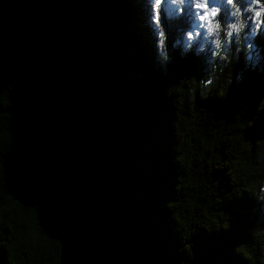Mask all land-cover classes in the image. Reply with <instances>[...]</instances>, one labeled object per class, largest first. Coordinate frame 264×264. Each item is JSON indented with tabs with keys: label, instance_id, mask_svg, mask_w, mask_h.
I'll use <instances>...</instances> for the list:
<instances>
[{
	"label": "trees",
	"instance_id": "16d2710c",
	"mask_svg": "<svg viewBox=\"0 0 264 264\" xmlns=\"http://www.w3.org/2000/svg\"><path fill=\"white\" fill-rule=\"evenodd\" d=\"M216 1L225 52L189 3L0 0V264L59 262L46 140L110 264H264V28Z\"/></svg>",
	"mask_w": 264,
	"mask_h": 264
},
{
	"label": "water",
	"instance_id": "95a60500",
	"mask_svg": "<svg viewBox=\"0 0 264 264\" xmlns=\"http://www.w3.org/2000/svg\"><path fill=\"white\" fill-rule=\"evenodd\" d=\"M41 152L52 178L60 183L62 189L53 198L51 205L53 236L60 246L58 264H110L113 250L94 239L86 230V218L78 202L68 194L64 167L48 140ZM17 176L28 183L33 176V169L28 164H23Z\"/></svg>",
	"mask_w": 264,
	"mask_h": 264
},
{
	"label": "snow or ice",
	"instance_id": "6c2138e0",
	"mask_svg": "<svg viewBox=\"0 0 264 264\" xmlns=\"http://www.w3.org/2000/svg\"><path fill=\"white\" fill-rule=\"evenodd\" d=\"M165 0H153L152 3V23L157 26V28H161V14L160 9L164 4ZM236 0H226L228 6L235 7ZM171 3L174 5H185L186 3L191 4L197 10V18L201 22V26H206L207 31L210 33H215L221 29V9L216 6L212 0H171ZM249 10L252 12L251 23L257 24V28L252 32V35H256L262 28H264V0H251ZM183 11V8L180 9ZM236 15H242V11L240 8L236 9ZM228 28L231 31H228L225 36L229 45H234L235 36L241 30V25L238 23H229ZM198 37L200 35L199 32L195 33ZM194 37L193 32L189 31L187 33V39L192 41ZM158 46H162L167 51V39L168 34L165 31L158 32ZM215 47L217 49L221 48V41L219 39L214 41ZM254 45L250 42L248 44V48L251 49Z\"/></svg>",
	"mask_w": 264,
	"mask_h": 264
},
{
	"label": "rangeland",
	"instance_id": "374dc122",
	"mask_svg": "<svg viewBox=\"0 0 264 264\" xmlns=\"http://www.w3.org/2000/svg\"><path fill=\"white\" fill-rule=\"evenodd\" d=\"M245 1H246L245 3L247 5V8L249 9L250 8L251 0H245ZM212 2L215 3L217 7L220 8V5L217 4V1L216 0H212ZM191 13H193V15H194V16H192L191 24L192 25H195L197 32L200 33V35L197 37L195 35V32H193V34H194V37L193 38H195V40H202L201 41L202 43L205 40H209V39H212L213 42L215 40L219 39L221 41L222 51L225 52L226 49L228 50L229 44H228V42L226 40V36H225V34L228 31H231L228 28V26H227V29H225V30H219V31L215 32L214 34L213 33H210V32L207 31L206 26H201V22L197 18V10L192 5H191ZM225 22H227V25H228L229 23H231V20L228 19ZM186 39H187V37L185 35H183L182 36V40L185 41ZM212 45L215 47V43H213Z\"/></svg>",
	"mask_w": 264,
	"mask_h": 264
}]
</instances>
